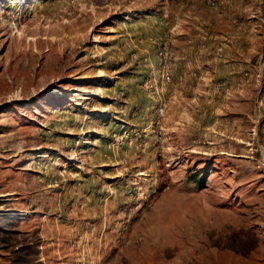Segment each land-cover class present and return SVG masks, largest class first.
Returning <instances> with one entry per match:
<instances>
[{"label": "rangeland", "instance_id": "obj_1", "mask_svg": "<svg viewBox=\"0 0 264 264\" xmlns=\"http://www.w3.org/2000/svg\"><path fill=\"white\" fill-rule=\"evenodd\" d=\"M0 264H264V0H0Z\"/></svg>", "mask_w": 264, "mask_h": 264}]
</instances>
